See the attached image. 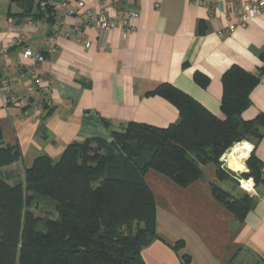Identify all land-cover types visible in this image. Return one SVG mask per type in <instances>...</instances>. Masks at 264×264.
Returning a JSON list of instances; mask_svg holds the SVG:
<instances>
[{
    "label": "crops",
    "instance_id": "crops-1",
    "mask_svg": "<svg viewBox=\"0 0 264 264\" xmlns=\"http://www.w3.org/2000/svg\"><path fill=\"white\" fill-rule=\"evenodd\" d=\"M215 1L219 11L214 17L209 15L208 2L113 1L112 9L139 12L134 29H87L86 37L94 44L91 49L63 39L54 56L38 66L44 78L53 80L50 92L30 95L27 87L34 62L24 59L23 53L39 51L46 36L59 27L63 13L56 11L51 20L43 7L39 15L35 0L33 13L25 15V0H0V80L13 81L11 89H0V127L3 145L21 150V160L0 169V175L13 184L37 157L58 160L68 145L88 138L110 141L111 131L131 122L161 128L177 123V107L156 93L165 83L223 119L224 73L233 65L256 75L264 71V14L219 37L217 32L233 20L226 4L253 0ZM86 5L98 10L95 1ZM66 22L73 25L77 17ZM18 37L22 44L4 57L1 49ZM198 72L209 78L206 87L195 81ZM12 97L20 99L21 108L6 105ZM47 99L52 105L35 114L33 104ZM258 115H264V72L243 118L253 120ZM237 146L240 149L234 152ZM250 150L262 163L264 175V137L256 145L238 143L223 155L224 168L237 175L229 180L218 179L214 163L205 165L201 178L186 187L156 170L146 172L156 204L157 232L156 240L142 252L146 264H264V182L255 185L253 179L238 177L248 173ZM213 184L236 197L253 196L243 222H237L214 197Z\"/></svg>",
    "mask_w": 264,
    "mask_h": 264
},
{
    "label": "trees",
    "instance_id": "trees-1",
    "mask_svg": "<svg viewBox=\"0 0 264 264\" xmlns=\"http://www.w3.org/2000/svg\"><path fill=\"white\" fill-rule=\"evenodd\" d=\"M46 2L39 0L38 14L44 7L53 20L56 11ZM263 72L233 65L224 73L223 119L165 83L156 93L177 107V123L161 128L131 122L111 131L110 141L88 138L68 145L58 160L37 157L13 184L0 175V264H146L142 252L157 238L146 172L156 170L182 187L200 179L209 163L221 181L237 176L221 158L238 143L256 145L264 137V115L243 118ZM195 81L206 87L209 78L198 72ZM20 160L18 146L3 145L0 127V169ZM247 166L248 173L238 177L263 183L255 152ZM212 192L237 222L254 204L248 193L236 197L216 184Z\"/></svg>",
    "mask_w": 264,
    "mask_h": 264
},
{
    "label": "built area",
    "instance_id": "built-area-1",
    "mask_svg": "<svg viewBox=\"0 0 264 264\" xmlns=\"http://www.w3.org/2000/svg\"><path fill=\"white\" fill-rule=\"evenodd\" d=\"M88 0H47L45 5H49L55 11H61L63 17L59 22V27L49 33L42 47L39 51L34 52L31 49H26L23 53V57L26 60L34 62L33 67L30 69L32 75V83L28 85L27 92L30 95L35 94L38 90H44L50 92L53 80L50 78H44L43 73L38 66L44 63L47 59L52 58L60 46V42L65 39L73 41L77 45H82L86 49H91L93 43L87 39L86 30L95 28L100 32H106L114 28H122L126 32L134 29L135 21L139 17L137 10H129L124 7L111 8L110 4L115 0H92L98 5V10L90 8L86 5ZM200 1L210 4V17H214L218 11V5L215 0H191ZM43 4V6H45ZM226 7L231 11L233 20L227 26L226 29L219 30L217 35L219 37H225L230 32L237 28L246 27L249 22L264 14V0H253L251 2L239 3L238 5H227ZM69 17H77V22L73 25H69L66 19ZM28 25L33 26V22L28 20ZM23 39L18 37L8 42L6 46L1 49V54L7 57L9 51L18 45H21ZM13 81L9 78L0 80V89H11ZM6 105H12L14 107L21 108L22 104L18 98H8ZM52 100H43L35 102L32 106V111L35 114H39L44 107H50Z\"/></svg>",
    "mask_w": 264,
    "mask_h": 264
},
{
    "label": "water",
    "instance_id": "water-1",
    "mask_svg": "<svg viewBox=\"0 0 264 264\" xmlns=\"http://www.w3.org/2000/svg\"><path fill=\"white\" fill-rule=\"evenodd\" d=\"M35 0H25V8L27 11H32L34 8ZM251 153V150L249 151V154ZM247 170L245 169L243 173H246Z\"/></svg>",
    "mask_w": 264,
    "mask_h": 264
},
{
    "label": "bare ground",
    "instance_id": "bare-ground-1",
    "mask_svg": "<svg viewBox=\"0 0 264 264\" xmlns=\"http://www.w3.org/2000/svg\"><path fill=\"white\" fill-rule=\"evenodd\" d=\"M238 149H240L239 146H237V147L234 149V152H237Z\"/></svg>",
    "mask_w": 264,
    "mask_h": 264
},
{
    "label": "rangeland",
    "instance_id": "rangeland-1",
    "mask_svg": "<svg viewBox=\"0 0 264 264\" xmlns=\"http://www.w3.org/2000/svg\"><path fill=\"white\" fill-rule=\"evenodd\" d=\"M36 214H37V215H40V212L36 211Z\"/></svg>",
    "mask_w": 264,
    "mask_h": 264
}]
</instances>
